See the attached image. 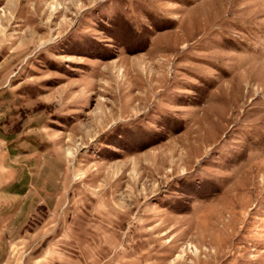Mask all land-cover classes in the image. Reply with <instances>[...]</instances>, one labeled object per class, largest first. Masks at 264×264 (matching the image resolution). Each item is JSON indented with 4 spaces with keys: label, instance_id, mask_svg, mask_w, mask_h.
Instances as JSON below:
<instances>
[{
    "label": "rangeland",
    "instance_id": "374dc122",
    "mask_svg": "<svg viewBox=\"0 0 264 264\" xmlns=\"http://www.w3.org/2000/svg\"><path fill=\"white\" fill-rule=\"evenodd\" d=\"M0 264H264V0H0Z\"/></svg>",
    "mask_w": 264,
    "mask_h": 264
}]
</instances>
